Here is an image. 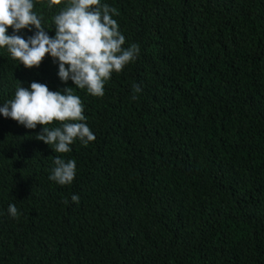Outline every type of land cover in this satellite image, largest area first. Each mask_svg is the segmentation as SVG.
<instances>
[{"label":"trees","instance_id":"16d2710c","mask_svg":"<svg viewBox=\"0 0 264 264\" xmlns=\"http://www.w3.org/2000/svg\"><path fill=\"white\" fill-rule=\"evenodd\" d=\"M104 3L139 53L103 97L0 48V107L20 84L72 87L95 135L60 154L0 115V264H264V0ZM64 6L35 3L50 37ZM57 156L70 185L48 178Z\"/></svg>","mask_w":264,"mask_h":264},{"label":"clouds","instance_id":"9594fccd","mask_svg":"<svg viewBox=\"0 0 264 264\" xmlns=\"http://www.w3.org/2000/svg\"><path fill=\"white\" fill-rule=\"evenodd\" d=\"M37 2L44 0H0V48H6L11 59L28 69L39 67L46 55H50L58 64L57 74L63 83L71 80L75 87L86 89L90 95L103 97L104 85L112 73H120L139 53L137 44L122 47L125 37L112 18L119 15L118 10L101 4V0H66V3L65 0H47L49 9L62 3L65 5L53 17L55 36L50 37L43 27V17L33 11ZM33 28L34 34L27 39L18 35L21 30L32 31ZM140 91L138 85H133L131 99H137L135 93ZM83 112L81 99L73 94L72 87L53 92L38 82H32L30 88L20 84L14 98L0 107V115L27 129L41 125L42 131L36 139L60 154L69 153L77 139L83 146L95 140L84 122ZM54 121L60 122V126L51 129L46 126ZM53 163L49 180L61 186L72 184L76 161H65L57 156ZM71 200L78 203L79 196L72 195ZM8 212L13 218L19 216L15 204L9 205Z\"/></svg>","mask_w":264,"mask_h":264}]
</instances>
